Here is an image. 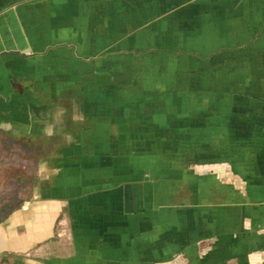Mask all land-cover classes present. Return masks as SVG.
<instances>
[{
  "label": "crops",
  "instance_id": "crops-1",
  "mask_svg": "<svg viewBox=\"0 0 264 264\" xmlns=\"http://www.w3.org/2000/svg\"><path fill=\"white\" fill-rule=\"evenodd\" d=\"M0 130V264H264V0H0Z\"/></svg>",
  "mask_w": 264,
  "mask_h": 264
},
{
  "label": "trees",
  "instance_id": "trees-1",
  "mask_svg": "<svg viewBox=\"0 0 264 264\" xmlns=\"http://www.w3.org/2000/svg\"><path fill=\"white\" fill-rule=\"evenodd\" d=\"M47 143L33 141L11 131L0 130V170L16 178L18 186L12 194H3L0 187V220L21 206L31 196L35 184L39 155ZM1 186V184H0ZM26 188L25 197L20 189Z\"/></svg>",
  "mask_w": 264,
  "mask_h": 264
},
{
  "label": "rangeland",
  "instance_id": "rangeland-1",
  "mask_svg": "<svg viewBox=\"0 0 264 264\" xmlns=\"http://www.w3.org/2000/svg\"><path fill=\"white\" fill-rule=\"evenodd\" d=\"M16 178L8 175L7 172L4 173V171L0 170V184H1V192L5 194H12L16 190V187L18 186V182H16ZM26 188L20 189L19 193L22 197H25L27 194L25 193Z\"/></svg>",
  "mask_w": 264,
  "mask_h": 264
}]
</instances>
